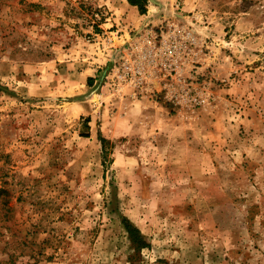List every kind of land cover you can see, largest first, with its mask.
<instances>
[{
    "label": "rangeland",
    "instance_id": "rangeland-1",
    "mask_svg": "<svg viewBox=\"0 0 264 264\" xmlns=\"http://www.w3.org/2000/svg\"><path fill=\"white\" fill-rule=\"evenodd\" d=\"M127 1L0 0V264H264V0Z\"/></svg>",
    "mask_w": 264,
    "mask_h": 264
},
{
    "label": "built area",
    "instance_id": "built-area-1",
    "mask_svg": "<svg viewBox=\"0 0 264 264\" xmlns=\"http://www.w3.org/2000/svg\"><path fill=\"white\" fill-rule=\"evenodd\" d=\"M181 45H182L181 42L174 39L172 41L165 42L162 46H160L158 48L161 49L162 55L164 57H166L167 60H171V58L174 56V54L175 53L177 54V52L179 51L178 48H180ZM154 54H155L154 50H150V51L145 50L141 56H143L145 59H147L153 63V62H155ZM170 63H171L170 69L175 70V68H177V64L172 63L171 61H170ZM122 67H123V72L120 76L125 78V79H128V78H130L132 80L141 79L143 77L144 72H145V66L142 63H137L136 65H133L129 61H126L122 65ZM192 98L196 101V104L201 102L200 99L196 96H193Z\"/></svg>",
    "mask_w": 264,
    "mask_h": 264
},
{
    "label": "trees",
    "instance_id": "trees-1",
    "mask_svg": "<svg viewBox=\"0 0 264 264\" xmlns=\"http://www.w3.org/2000/svg\"><path fill=\"white\" fill-rule=\"evenodd\" d=\"M147 1L148 0H128V2L131 5H135L138 7V9L140 10L141 13H145L146 12V5H147ZM101 143L103 145V149H106L107 146L106 144L108 143V140L103 137V136H99ZM124 223H125V227L126 230L129 234V237L131 239V241L135 244V247L138 249H141L142 247L147 246V242L144 238L143 233L141 232V230L134 225L132 222H130L129 219H124Z\"/></svg>",
    "mask_w": 264,
    "mask_h": 264
},
{
    "label": "crops",
    "instance_id": "crops-1",
    "mask_svg": "<svg viewBox=\"0 0 264 264\" xmlns=\"http://www.w3.org/2000/svg\"><path fill=\"white\" fill-rule=\"evenodd\" d=\"M126 1H127V0H126ZM127 2H128V1H127ZM128 4L131 5L129 2H128ZM131 6H133V5H131ZM124 43H126V42H124ZM129 43L132 44L133 42H129ZM132 46H134V44H133Z\"/></svg>",
    "mask_w": 264,
    "mask_h": 264
}]
</instances>
